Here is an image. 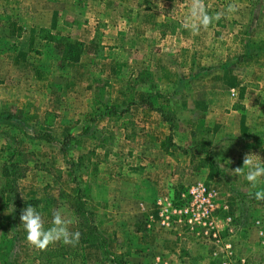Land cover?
Returning <instances> with one entry per match:
<instances>
[{
  "label": "rangeland",
  "instance_id": "rangeland-1",
  "mask_svg": "<svg viewBox=\"0 0 264 264\" xmlns=\"http://www.w3.org/2000/svg\"><path fill=\"white\" fill-rule=\"evenodd\" d=\"M204 2L225 15L193 36L183 26L191 0H0V264H155L148 256L162 250L169 264H264V200L233 171L250 139L264 150V0ZM64 40L83 43L77 61L63 59ZM168 152L212 157L219 174L180 166V180L161 181L156 165ZM197 180L217 192L215 237L160 222L156 201L179 205ZM17 204L48 224L57 209L89 221L103 243L40 258Z\"/></svg>",
  "mask_w": 264,
  "mask_h": 264
},
{
  "label": "clouds",
  "instance_id": "clouds-1",
  "mask_svg": "<svg viewBox=\"0 0 264 264\" xmlns=\"http://www.w3.org/2000/svg\"><path fill=\"white\" fill-rule=\"evenodd\" d=\"M237 10L236 4L227 5V13H235ZM224 15V12L209 14L208 6L204 0H191L190 9L183 26L195 36L200 33L201 28L207 29L209 25L218 22ZM221 167L223 166L221 165ZM233 171L237 176H243L252 189H256L254 192L256 200H264V188H258L262 178H264V164L255 160L252 154L246 153L243 157L242 166L236 167ZM14 210L12 206L11 210L7 212L10 214ZM20 220L26 232L27 242L38 250L45 251L50 245L57 243L71 246H76L79 243V231H71L73 221L66 218L59 209L53 211L51 226L47 228L42 214L31 204L21 210Z\"/></svg>",
  "mask_w": 264,
  "mask_h": 264
},
{
  "label": "built area",
  "instance_id": "built-area-1",
  "mask_svg": "<svg viewBox=\"0 0 264 264\" xmlns=\"http://www.w3.org/2000/svg\"><path fill=\"white\" fill-rule=\"evenodd\" d=\"M180 204L175 205L170 198H159L156 204L159 205V217L162 227H170L173 222L182 224L191 231L194 228L202 229L206 235L216 236L217 226L214 223V216L220 205L217 201V192L213 187L197 180L187 186L186 190L180 193ZM227 223L230 217H226Z\"/></svg>",
  "mask_w": 264,
  "mask_h": 264
},
{
  "label": "trees",
  "instance_id": "trees-1",
  "mask_svg": "<svg viewBox=\"0 0 264 264\" xmlns=\"http://www.w3.org/2000/svg\"><path fill=\"white\" fill-rule=\"evenodd\" d=\"M59 39L58 41H60ZM62 49L64 48V51L60 50L62 52V57L65 60H70V61H77L82 53V46L83 43L78 41V40H64L62 43ZM241 94V93H240ZM239 94V95H240ZM4 119H11L13 118V115L11 114H6L3 116ZM25 125V124H24ZM27 126V125H26ZM37 138L38 139H44L48 141H57L52 135H50L48 132H37ZM67 138L62 140V146L64 144V141ZM197 160V162H196ZM190 165L195 166V170H200L201 168H207V177L208 178H213L219 174V169L214 163L213 158L207 157V156H200L199 152H194L190 153ZM79 193V191H78ZM35 199H29L26 200L27 203L34 202ZM17 209L19 211V214L21 213V209L17 204ZM86 219V218H84ZM51 224H48L45 222V227H50ZM71 231H79L80 233V240L79 243L76 246H71V245H64L62 243H57L55 245H50L47 250L45 251H39V257L47 260H52L55 258L59 257H64L66 255H69L71 253L77 252L80 250V248L89 242H96L99 246L102 245L103 243V237L101 234L98 232L96 226L91 223V222H86L83 223L82 221L79 222H73L71 225Z\"/></svg>",
  "mask_w": 264,
  "mask_h": 264
},
{
  "label": "crops",
  "instance_id": "crops-1",
  "mask_svg": "<svg viewBox=\"0 0 264 264\" xmlns=\"http://www.w3.org/2000/svg\"><path fill=\"white\" fill-rule=\"evenodd\" d=\"M94 31L95 30L93 28L92 34H91V36L88 37L87 40L92 39V37L94 35ZM81 34H83V32H81L80 35ZM80 39L83 40L85 38H81L80 37ZM87 40H83V41H87ZM244 104H245V102H244ZM245 107H246V109L244 111L245 114L246 115H248V114L250 115V113H251V107L250 108L248 106H245ZM156 129H160V128H156ZM155 135H157V134H155ZM124 141L126 143H128V145H130V147H132L134 145L133 142L135 141V139L128 136L127 139H125ZM233 141L235 142V140H233ZM160 142H161V140H159V141L157 140V143H156L157 144V147H159ZM249 143H251V144H250V146L247 149H245V154L246 153H250V154H253L254 155V152L255 151H257L258 153L259 152L261 153L262 151H264V150H262L260 148V146H259L260 144H255L254 143L253 139H250L249 140ZM148 144L150 145V142H148ZM156 144H155V146H156ZM130 151H132V150H130ZM141 152H145V151L142 150ZM131 154H132V152H128V155H131ZM241 155H243V154H241ZM165 156H166V160H163V161L161 160V162L158 163V165H156L158 167V169H159V172L158 173H155V174H159V176H157V177H161V181H165L166 179H164V178L166 176H168L169 179H172L171 177H173V178L176 177L175 178L176 180H180L182 177L179 176L178 174H176V170L177 169H181L180 166H182V169L184 171H188V168L191 166L189 164V161H190V153L185 154L184 155L185 158L183 160H181V161L180 160H177L175 158H172L170 152H168L167 154H165ZM138 157H145V160H144L145 162H153L152 160H148L149 158L146 157V155L141 156L140 153H139ZM243 157H244V155H243ZM234 159L232 161L233 164L235 162ZM255 160H258L260 163L264 164V161H262L261 159H255ZM157 161H160V160H157ZM151 167H152V165L147 164L146 172H144L145 175L149 173V170L148 169H150ZM170 168L171 169H174V171L171 170L170 171V175H168L167 174V170L170 169ZM219 168L221 169L220 166H219ZM204 173H205V175L207 177V168L204 169ZM162 175H163V177H162ZM153 176H155L153 173H150L148 176H145V183H147V184L148 183H151L150 180H148V179H152ZM125 179H126L125 177H123V179H121V189L122 190L129 188V185L125 182ZM161 181H159V182H161ZM130 185H133V184H130ZM245 186H246V189L251 188V186L249 185V183H248V181L246 179H245ZM258 188H264V178H262L261 184L258 185ZM246 189H244V191H248ZM254 191H256V189H254ZM122 193H123V195H127V192L126 191H123ZM124 215L125 214L122 215L121 223L119 222V226H120V230L122 231V233H121L122 235H124L123 234V231L126 228V220L129 221L128 216L127 215L124 216ZM169 242H171V238H158L157 240H155L154 244H155V246H161V247L165 246L166 247ZM170 254H171L170 251L168 252V251L162 250L160 252H157V253L153 254L154 257H152L151 255H149L148 258L151 259V260H153V263H154V259L160 261V263L155 262V264H169L170 262H168L167 259H169L170 261L172 260V256H170ZM194 258L201 259L202 257L195 256Z\"/></svg>",
  "mask_w": 264,
  "mask_h": 264
}]
</instances>
